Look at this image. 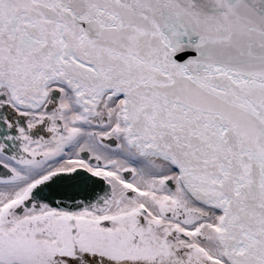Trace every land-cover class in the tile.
<instances>
[{
  "label": "snow or ice",
  "instance_id": "6c2138e0",
  "mask_svg": "<svg viewBox=\"0 0 264 264\" xmlns=\"http://www.w3.org/2000/svg\"><path fill=\"white\" fill-rule=\"evenodd\" d=\"M0 264H264V0H0Z\"/></svg>",
  "mask_w": 264,
  "mask_h": 264
}]
</instances>
